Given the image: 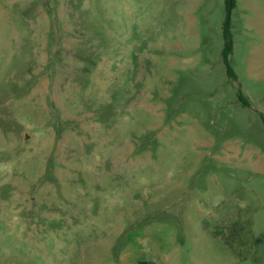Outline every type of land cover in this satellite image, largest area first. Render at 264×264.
<instances>
[{
    "label": "rangeland",
    "instance_id": "374dc122",
    "mask_svg": "<svg viewBox=\"0 0 264 264\" xmlns=\"http://www.w3.org/2000/svg\"><path fill=\"white\" fill-rule=\"evenodd\" d=\"M142 263L264 264V0H0V264Z\"/></svg>",
    "mask_w": 264,
    "mask_h": 264
},
{
    "label": "trees",
    "instance_id": "16d2710c",
    "mask_svg": "<svg viewBox=\"0 0 264 264\" xmlns=\"http://www.w3.org/2000/svg\"><path fill=\"white\" fill-rule=\"evenodd\" d=\"M225 2L228 8V13L230 14V12L233 10V8L236 5V0H225ZM223 36H224V42H225L224 51H223V59H224L225 66L227 68V73L229 77H231L232 79H236V74L230 64V56L233 53L234 41H233V36L231 33V24H230L229 16L224 25ZM242 101L244 102L246 106L249 105L247 100L242 99ZM142 264H145V263H142Z\"/></svg>",
    "mask_w": 264,
    "mask_h": 264
}]
</instances>
